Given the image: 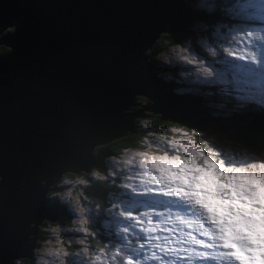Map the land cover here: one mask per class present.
I'll return each mask as SVG.
<instances>
[{
	"label": "clouds",
	"instance_id": "clouds-1",
	"mask_svg": "<svg viewBox=\"0 0 264 264\" xmlns=\"http://www.w3.org/2000/svg\"><path fill=\"white\" fill-rule=\"evenodd\" d=\"M169 10L180 29L159 31L142 55L199 115L137 118V98L122 114L129 127L88 132L16 208L12 239L31 259L11 264H264V0ZM19 27L0 24V40Z\"/></svg>",
	"mask_w": 264,
	"mask_h": 264
},
{
	"label": "water",
	"instance_id": "water-1",
	"mask_svg": "<svg viewBox=\"0 0 264 264\" xmlns=\"http://www.w3.org/2000/svg\"><path fill=\"white\" fill-rule=\"evenodd\" d=\"M169 3L0 0V24L20 18L17 32L0 40L9 49L0 57V90L12 85L0 92V174L6 180L0 186V258L8 264L31 259L26 245L12 239L16 208L88 132L106 123L120 131L129 127L131 118L122 114L138 97L150 105L133 112L137 118L199 115L169 94L142 55L159 31L180 29Z\"/></svg>",
	"mask_w": 264,
	"mask_h": 264
},
{
	"label": "trees",
	"instance_id": "trees-1",
	"mask_svg": "<svg viewBox=\"0 0 264 264\" xmlns=\"http://www.w3.org/2000/svg\"><path fill=\"white\" fill-rule=\"evenodd\" d=\"M137 100H138V99H137ZM137 103H138V101H137ZM148 104H149V103L147 102L146 105L138 106V107L135 108V110H142V109H145V107H147ZM146 118H147V119H153V120H155V121H157V122H161V121L159 120L158 117H153V116H151V115L146 116ZM134 137H135V133H134V131H133V132H132L131 134H129L127 137H125V138H121V139L117 140V141L115 142V144L110 145V147H115V146H117V145H123V144H125V143H131V142L134 140ZM25 264H30V261H25Z\"/></svg>",
	"mask_w": 264,
	"mask_h": 264
},
{
	"label": "rangeland",
	"instance_id": "rangeland-1",
	"mask_svg": "<svg viewBox=\"0 0 264 264\" xmlns=\"http://www.w3.org/2000/svg\"><path fill=\"white\" fill-rule=\"evenodd\" d=\"M5 47H3V46H0V56L1 55H4L6 52H8V49L7 48H5ZM138 105H146V103H147V101L144 99V98H140V97H138ZM21 264H22V262H21ZM25 264V263H24Z\"/></svg>",
	"mask_w": 264,
	"mask_h": 264
},
{
	"label": "bare ground",
	"instance_id": "bare-ground-1",
	"mask_svg": "<svg viewBox=\"0 0 264 264\" xmlns=\"http://www.w3.org/2000/svg\"><path fill=\"white\" fill-rule=\"evenodd\" d=\"M155 67V66H154ZM155 70V69H154ZM145 108H147V107H145ZM133 109V108H132Z\"/></svg>",
	"mask_w": 264,
	"mask_h": 264
},
{
	"label": "snow or ice",
	"instance_id": "snow-or-ice-1",
	"mask_svg": "<svg viewBox=\"0 0 264 264\" xmlns=\"http://www.w3.org/2000/svg\"><path fill=\"white\" fill-rule=\"evenodd\" d=\"M242 8L244 7V6H241Z\"/></svg>",
	"mask_w": 264,
	"mask_h": 264
}]
</instances>
